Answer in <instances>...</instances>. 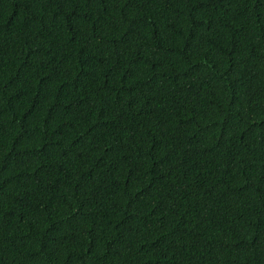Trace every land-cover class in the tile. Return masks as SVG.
I'll return each mask as SVG.
<instances>
[{
    "label": "trees",
    "instance_id": "16d2710c",
    "mask_svg": "<svg viewBox=\"0 0 264 264\" xmlns=\"http://www.w3.org/2000/svg\"><path fill=\"white\" fill-rule=\"evenodd\" d=\"M0 264H264V0H0Z\"/></svg>",
    "mask_w": 264,
    "mask_h": 264
}]
</instances>
